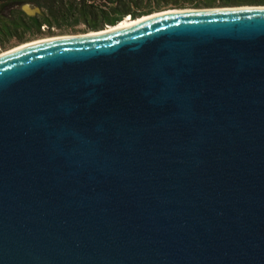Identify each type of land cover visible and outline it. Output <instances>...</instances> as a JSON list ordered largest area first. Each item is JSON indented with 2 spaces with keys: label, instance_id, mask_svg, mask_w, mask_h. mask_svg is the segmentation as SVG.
Returning <instances> with one entry per match:
<instances>
[{
  "label": "water",
  "instance_id": "water-1",
  "mask_svg": "<svg viewBox=\"0 0 264 264\" xmlns=\"http://www.w3.org/2000/svg\"><path fill=\"white\" fill-rule=\"evenodd\" d=\"M140 18L0 54V264H264V4Z\"/></svg>",
  "mask_w": 264,
  "mask_h": 264
},
{
  "label": "trees",
  "instance_id": "trees-1",
  "mask_svg": "<svg viewBox=\"0 0 264 264\" xmlns=\"http://www.w3.org/2000/svg\"><path fill=\"white\" fill-rule=\"evenodd\" d=\"M29 2L40 6L42 12L28 16L21 5ZM264 4V0H0V31L4 25L16 35L30 33H52L53 28L61 32L95 31L114 25L127 17L135 19L169 8L216 7L230 5ZM84 24V28H78ZM11 32V33H12ZM13 36V34L11 35ZM2 34L0 32V39ZM4 42V41H3Z\"/></svg>",
  "mask_w": 264,
  "mask_h": 264
},
{
  "label": "rangeland",
  "instance_id": "rangeland-1",
  "mask_svg": "<svg viewBox=\"0 0 264 264\" xmlns=\"http://www.w3.org/2000/svg\"><path fill=\"white\" fill-rule=\"evenodd\" d=\"M216 7H219V6H216ZM84 27H85L84 24H81L78 26V28H84ZM47 30H44L45 33H41V34L28 32V33L24 34L23 40L19 39L17 37H14V36L10 37L9 39H7L3 42L4 43L2 46L3 51H1L0 54L7 52L9 50H12L13 48H16L18 46H21L22 44L27 43V42H33L36 40H41L44 38H50V37H55V36L83 33V31H77L75 33H73V32L63 33V32H61V30L56 29V28H53L52 33H49V32H46Z\"/></svg>",
  "mask_w": 264,
  "mask_h": 264
},
{
  "label": "flooded vegetation",
  "instance_id": "flooded-vegetation-1",
  "mask_svg": "<svg viewBox=\"0 0 264 264\" xmlns=\"http://www.w3.org/2000/svg\"><path fill=\"white\" fill-rule=\"evenodd\" d=\"M33 5V4H32ZM22 6V5H21ZM33 6H35V5H33ZM22 9V8H21ZM23 10V9H22ZM25 12V11H24ZM26 13V12H25ZM27 14V13H26ZM37 14H40V13H37ZM37 14H35V15H32V16H36ZM28 15V14H27ZM28 16H31V15H28ZM1 23L3 24V22H1L0 21V25H1ZM4 28H5V30L4 31H0L1 32V34H2V38L0 39V52L1 51H3V49H2V46H3V41H5V40H7V39H9L10 37H12L11 35L13 34V36L14 37H17V38H19V39H21V36H23V35H16V34H14L12 31H13V29L11 30V29H9L8 27H7V25H4L3 26ZM48 29V27L46 28V29H43L42 28V30H47ZM12 32V33H11Z\"/></svg>",
  "mask_w": 264,
  "mask_h": 264
},
{
  "label": "bare ground",
  "instance_id": "bare-ground-1",
  "mask_svg": "<svg viewBox=\"0 0 264 264\" xmlns=\"http://www.w3.org/2000/svg\"><path fill=\"white\" fill-rule=\"evenodd\" d=\"M143 18H146V16H144ZM138 20H141V18H140V19H137V18L132 19L131 17H127L125 20L119 22V23L116 25V27L127 26V25H130V24H133V23L137 22ZM111 27H112V26H111ZM111 27H110V28H111ZM107 29H108V28H107ZM47 39H48V38H44V39H41V40H47ZM37 41H40V40H36V41H33V42H37ZM30 43H32V42L24 43V44H22L21 46H25V45L30 44ZM21 46H18V47H16V48H19V47H21ZM14 49H15V48H14ZM9 51H10V50H9ZM7 52H8V51H7ZM4 53H6V52H4ZM4 53H2V54H4Z\"/></svg>",
  "mask_w": 264,
  "mask_h": 264
},
{
  "label": "built area",
  "instance_id": "built-area-1",
  "mask_svg": "<svg viewBox=\"0 0 264 264\" xmlns=\"http://www.w3.org/2000/svg\"><path fill=\"white\" fill-rule=\"evenodd\" d=\"M42 28H43V29H46V28H47V25H43Z\"/></svg>",
  "mask_w": 264,
  "mask_h": 264
}]
</instances>
